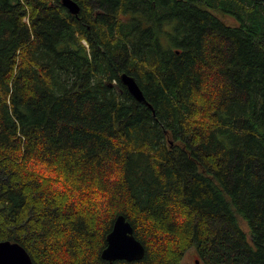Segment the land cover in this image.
<instances>
[{"label":"trees","instance_id":"trees-1","mask_svg":"<svg viewBox=\"0 0 264 264\" xmlns=\"http://www.w3.org/2000/svg\"><path fill=\"white\" fill-rule=\"evenodd\" d=\"M73 1L0 0V242L109 264L122 215L112 264H264V0Z\"/></svg>","mask_w":264,"mask_h":264},{"label":"water","instance_id":"water-1","mask_svg":"<svg viewBox=\"0 0 264 264\" xmlns=\"http://www.w3.org/2000/svg\"><path fill=\"white\" fill-rule=\"evenodd\" d=\"M61 5L69 14L77 16L79 6L76 2L73 0H61ZM119 80L137 102L146 104L151 109L150 104L145 100L142 91L132 76L122 73L119 76ZM105 241L106 246L101 251L100 258L109 264L116 261H140L145 254L143 245L134 236L131 224L122 215H118L115 218ZM0 264L34 263L30 254L23 246L6 240L0 242ZM195 264H198V261H195Z\"/></svg>","mask_w":264,"mask_h":264},{"label":"rangeland","instance_id":"rangeland-1","mask_svg":"<svg viewBox=\"0 0 264 264\" xmlns=\"http://www.w3.org/2000/svg\"><path fill=\"white\" fill-rule=\"evenodd\" d=\"M240 227L242 228V230L247 233L248 229L246 228V226L244 224H242L240 222ZM195 261H199L198 257L196 256L195 252L193 249L187 251L184 256L183 259L181 261V264H195ZM198 264H202L199 263Z\"/></svg>","mask_w":264,"mask_h":264},{"label":"flooded vegetation","instance_id":"flooded-vegetation-1","mask_svg":"<svg viewBox=\"0 0 264 264\" xmlns=\"http://www.w3.org/2000/svg\"><path fill=\"white\" fill-rule=\"evenodd\" d=\"M66 11H67V10H66ZM79 11H80V8H79ZM78 14H79V12H78ZM78 14H77V15H78Z\"/></svg>","mask_w":264,"mask_h":264}]
</instances>
